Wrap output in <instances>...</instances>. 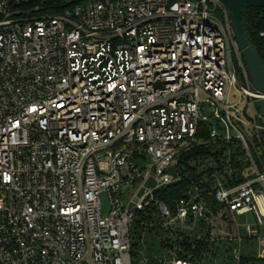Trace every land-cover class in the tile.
<instances>
[{
  "label": "built area",
  "instance_id": "2783aa9c",
  "mask_svg": "<svg viewBox=\"0 0 264 264\" xmlns=\"http://www.w3.org/2000/svg\"><path fill=\"white\" fill-rule=\"evenodd\" d=\"M61 1L0 0V264L264 261V96L226 3ZM206 146L210 198H156Z\"/></svg>",
  "mask_w": 264,
  "mask_h": 264
},
{
  "label": "trees",
  "instance_id": "16d2710c",
  "mask_svg": "<svg viewBox=\"0 0 264 264\" xmlns=\"http://www.w3.org/2000/svg\"><path fill=\"white\" fill-rule=\"evenodd\" d=\"M61 2L64 7L68 5L67 0H62ZM243 22L249 41L264 63V8H245L243 11ZM214 157L216 158V154L212 151L211 146L196 147L192 151L184 153L179 159L177 167L183 180L172 186L158 190L156 198L175 207L177 201L184 196L185 192L186 199H189L188 191L195 184L201 185V188L207 186V189L203 190V192L209 197L208 193L211 191L210 183L203 185L201 182L205 174V171H203L204 166ZM252 254H243L241 264L256 262L258 259Z\"/></svg>",
  "mask_w": 264,
  "mask_h": 264
},
{
  "label": "water",
  "instance_id": "95a60500",
  "mask_svg": "<svg viewBox=\"0 0 264 264\" xmlns=\"http://www.w3.org/2000/svg\"><path fill=\"white\" fill-rule=\"evenodd\" d=\"M231 11L235 37L250 72L254 88L264 96V63L249 41L243 22L245 8H264V0H223ZM257 106L264 113V97L257 100Z\"/></svg>",
  "mask_w": 264,
  "mask_h": 264
},
{
  "label": "rangeland",
  "instance_id": "374dc122",
  "mask_svg": "<svg viewBox=\"0 0 264 264\" xmlns=\"http://www.w3.org/2000/svg\"><path fill=\"white\" fill-rule=\"evenodd\" d=\"M234 60H235V56H234ZM237 75H238V80L240 81V83L245 84L246 81H245L244 76L242 75L241 69H238ZM110 209H111V206H110L109 197L106 193H104L102 195V213H103V216H107L110 212ZM145 246H146V249L153 248L156 252H158L159 248H160L159 243L157 241H155L153 243L149 240V238H146V243H145L144 247ZM256 246L257 245L255 243H252V244L244 243L243 244L244 254H251V253L255 254L256 253ZM250 264H264V261L257 260L256 262L250 263Z\"/></svg>",
  "mask_w": 264,
  "mask_h": 264
}]
</instances>
